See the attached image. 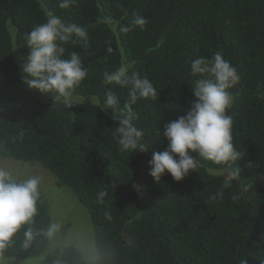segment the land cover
<instances>
[{"label":"trees","instance_id":"1","mask_svg":"<svg viewBox=\"0 0 264 264\" xmlns=\"http://www.w3.org/2000/svg\"><path fill=\"white\" fill-rule=\"evenodd\" d=\"M53 12L68 23L95 24L110 16L128 24L135 15L149 19L146 30L128 33L111 26L89 28V47L66 45L88 70L73 97L103 101L108 90L122 108L128 90L103 85V74L122 61L147 76L155 100H139L134 122L152 142L148 153H121L113 138L111 110L91 102L54 105L48 95L28 90L20 66L28 54L24 34ZM111 42L109 45L107 42ZM109 46L113 49L108 51ZM221 53L238 70L234 100L233 143L241 151V179L231 181L222 200L209 199L223 187L226 165L201 159L183 181L170 174L156 182L149 175L152 151H164L167 123L186 115L195 101V79L186 63L196 56ZM74 113L75 115H72ZM158 131L160 135L157 136ZM199 159L198 153H190ZM37 163L72 189L89 210L95 228L98 259L89 263L81 252L65 247L49 253L42 264H248L264 261V0H76L60 9L57 0H0V160ZM224 172L225 174H216ZM241 183L249 191L238 200ZM106 190L103 203L98 193ZM260 221L262 244L247 248L253 225H239L247 205ZM31 225L34 238L24 247L27 225L13 237L4 257L31 259L44 255L51 224L40 193Z\"/></svg>","mask_w":264,"mask_h":264},{"label":"clouds","instance_id":"2","mask_svg":"<svg viewBox=\"0 0 264 264\" xmlns=\"http://www.w3.org/2000/svg\"><path fill=\"white\" fill-rule=\"evenodd\" d=\"M75 2L76 0H57L60 9H68ZM149 23V19L142 15H135L128 24H121L119 20L102 15L96 17L95 24L82 26L65 22L49 11L43 23L37 24L24 34L28 54L22 58L24 62L20 66L21 82L30 91L50 96L54 105L61 103L66 108H72L74 92L86 79L88 70L80 54L68 52L66 45L79 44L87 49L89 28L97 25H108L113 31L128 33L134 28L146 30ZM107 43L111 44L110 41ZM108 51H113L111 46ZM186 63L189 74L196 78L195 86L191 88L195 101L186 115L165 125L163 136L168 141V147L164 151H152L149 175L156 182H160L162 177L170 174L175 181L180 182L191 172L198 170L201 159L215 165H226L223 187L209 197L212 201L222 200L224 189L232 187L231 181L241 179V169L237 162L242 153L233 143L234 121L228 114L234 100L231 90L240 84V75L237 68L219 52L211 58L196 56ZM102 84L118 85L128 90L122 108L119 107V97L112 90L106 91L102 102L99 97L90 98L93 107L112 111V119L117 124L113 128V138L119 151L148 153L152 142L144 139L143 130L134 123L138 117L133 106L139 100H155L156 87L147 76H142L127 61H122L113 71H106ZM190 153H198L199 159ZM41 183L39 176L18 178L9 168L0 166V264H6L4 252L22 226H28L23 233L24 247H29L33 240L31 225L37 215ZM239 187L240 192L232 196L233 201L247 193L251 185L241 183ZM107 195L106 190L100 191L99 202L103 203V197ZM60 228L59 223L53 222L43 234L51 239ZM240 264H248V260L242 259Z\"/></svg>","mask_w":264,"mask_h":264},{"label":"rangeland","instance_id":"3","mask_svg":"<svg viewBox=\"0 0 264 264\" xmlns=\"http://www.w3.org/2000/svg\"><path fill=\"white\" fill-rule=\"evenodd\" d=\"M72 101L91 102L90 99L82 97H73ZM0 166L9 168L18 178L39 176L42 179L40 193L48 204L51 223L56 222L61 225L60 231L51 238L49 249L44 255L31 259L5 257L6 264H42L49 253L65 247L78 250L89 263L98 259L91 214L72 189L61 185L56 176L41 164L2 158ZM222 173L225 174L216 172V174Z\"/></svg>","mask_w":264,"mask_h":264},{"label":"water","instance_id":"4","mask_svg":"<svg viewBox=\"0 0 264 264\" xmlns=\"http://www.w3.org/2000/svg\"><path fill=\"white\" fill-rule=\"evenodd\" d=\"M249 223L253 225V231L251 233L250 239L247 243V248L249 251L254 252V244H262L261 234H260V221L257 220L251 211V205L248 204L245 211L241 214L239 218V225Z\"/></svg>","mask_w":264,"mask_h":264}]
</instances>
